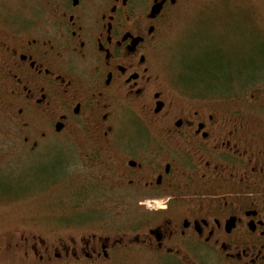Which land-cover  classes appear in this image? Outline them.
I'll return each instance as SVG.
<instances>
[{"label": "flooded vegetation", "instance_id": "flooded-vegetation-1", "mask_svg": "<svg viewBox=\"0 0 264 264\" xmlns=\"http://www.w3.org/2000/svg\"><path fill=\"white\" fill-rule=\"evenodd\" d=\"M187 2L48 0L0 30V111L22 149L54 161L50 187L100 202L29 223L18 238L37 264H264L263 91L216 94L170 71L165 31ZM58 229L70 234L54 245L38 237Z\"/></svg>", "mask_w": 264, "mask_h": 264}, {"label": "rangeland", "instance_id": "rangeland-1", "mask_svg": "<svg viewBox=\"0 0 264 264\" xmlns=\"http://www.w3.org/2000/svg\"><path fill=\"white\" fill-rule=\"evenodd\" d=\"M47 1L0 0V30L19 17L32 19L35 9H46ZM172 21L165 31L164 48L161 47V55L172 73L196 83L203 80L216 94L232 92L238 87L237 83L240 86L254 81L255 84L242 92L249 97L263 91L261 102L264 104V0H188L181 16ZM8 119L0 111V264H37L32 254H25V246L18 238L20 232L34 229L29 223L49 221L55 225L54 215L60 214L61 208L68 216L83 219L71 214V205H79L80 213L91 208L90 205L100 208V202L94 199L77 202L68 183H61L62 188L50 187L53 182L49 181L50 171L45 168L49 169L54 161L44 160L38 153L32 157L26 155L19 143L18 128ZM59 146L61 144L50 147ZM98 215L114 224V230L128 226L126 213L107 211ZM87 231L81 229L73 235L80 237L89 234ZM40 233L38 237L51 245L59 237L70 234L60 229L48 235ZM197 257H190L191 262L210 264L206 258ZM125 264L180 263L171 258L137 253L126 259Z\"/></svg>", "mask_w": 264, "mask_h": 264}, {"label": "trees", "instance_id": "trees-1", "mask_svg": "<svg viewBox=\"0 0 264 264\" xmlns=\"http://www.w3.org/2000/svg\"><path fill=\"white\" fill-rule=\"evenodd\" d=\"M200 69H203V68H200ZM198 71V70H197ZM198 72H200V71H198ZM208 78H209V76H208Z\"/></svg>", "mask_w": 264, "mask_h": 264}]
</instances>
